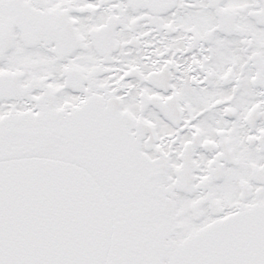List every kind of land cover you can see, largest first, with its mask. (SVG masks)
Instances as JSON below:
<instances>
[{
	"label": "snow or ice",
	"instance_id": "6c2138e0",
	"mask_svg": "<svg viewBox=\"0 0 264 264\" xmlns=\"http://www.w3.org/2000/svg\"><path fill=\"white\" fill-rule=\"evenodd\" d=\"M0 264H264V0H0Z\"/></svg>",
	"mask_w": 264,
	"mask_h": 264
}]
</instances>
